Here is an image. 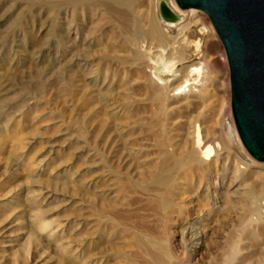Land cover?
Returning a JSON list of instances; mask_svg holds the SVG:
<instances>
[{"label": "rangeland", "instance_id": "rangeland-1", "mask_svg": "<svg viewBox=\"0 0 264 264\" xmlns=\"http://www.w3.org/2000/svg\"><path fill=\"white\" fill-rule=\"evenodd\" d=\"M59 2L0 0V204L19 196L15 200L19 203L18 206L16 203H6L5 207L0 205V257L3 256L4 264H12V255L23 249L25 231L29 227L27 213L30 210L39 211L46 219L61 222L63 229H70V235L76 234L77 237L81 232L82 245L88 241L86 237L91 230L88 226L92 216H96L93 215L96 210L111 216L110 218L118 222L116 229L123 230V233L131 228L143 231V227H153L155 230L159 223L156 221L159 213L154 209L151 193L143 191L139 186V171L136 170L143 168L140 161L144 157L139 152L132 159L126 155V151L134 153L130 148H150L152 131L156 130L149 84L137 75V66L124 48L128 45V34L121 33L117 21L91 2L88 3L90 10L80 8L75 15L65 5L58 7ZM143 3L145 7L142 9L152 8L153 13V0H143ZM194 19H199V23L206 27H212L208 16L201 10L197 11ZM15 20H18L19 27L11 29ZM60 31L64 42L61 48L58 46ZM176 32L177 30L173 35ZM207 37H210L207 42L213 43L214 48L209 50V44L204 48L210 57L215 56L218 64L214 69L211 99L216 96L218 99L220 95L224 102L229 100L231 105L229 67L223 58L224 47L216 33L214 37ZM128 47L129 51H133L134 46ZM214 100H211L212 109L216 103ZM181 110H184L183 107ZM106 114L109 117L104 116ZM230 115L233 120L232 111ZM121 141L122 144H119ZM123 143L122 150L124 149L125 155L121 154V157L124 156L126 168L121 167L123 171L120 170V174L124 173V176L120 175L117 181L105 184L99 178V153L96 161L99 164L94 168L89 164L90 148L95 147L99 152H106L110 148L112 150L122 147ZM125 145H129L127 149ZM137 145L140 147L137 148ZM236 152L243 163H260L248 154L244 146L237 147ZM135 162L136 165H133ZM28 165H33L37 173L30 174ZM92 171H96V174ZM33 179L39 181L34 182ZM256 179L253 178L252 181L254 188L260 190L262 177ZM119 181L122 183L121 190L126 192L110 193L108 187H117ZM141 182L142 185H148L147 182ZM30 190L39 194L38 202L31 207L24 202ZM131 190L135 192L132 193ZM232 190L225 180L214 176L211 181V198L208 202H203V209H208L205 213L221 209L222 213L216 217V221L208 224L220 228L222 234L238 223V213L246 208V197L232 193ZM236 195L238 196L234 197ZM226 196H230L234 207L228 206ZM181 197H178L179 201L184 198ZM186 197L183 202L185 201L186 214L189 216L187 219H195L199 212L198 196L192 192ZM108 224H104L106 235L98 240L97 245L106 247L118 242L114 246H123L126 237L120 234L112 237L110 233H115V229L112 223ZM178 229L177 226H172L169 231H172L171 238L174 243L178 242ZM258 236V246L264 248V229ZM110 238L114 241H108ZM213 239L222 238L214 236ZM127 242L130 243L131 240L127 239ZM254 248L250 247L251 250ZM204 250L205 247L201 246L193 262L197 261ZM256 256L259 257V254ZM56 257L57 253L50 247L45 252L41 250V253L36 250L27 264H55Z\"/></svg>", "mask_w": 264, "mask_h": 264}, {"label": "bare ground", "instance_id": "bare-ground-1", "mask_svg": "<svg viewBox=\"0 0 264 264\" xmlns=\"http://www.w3.org/2000/svg\"><path fill=\"white\" fill-rule=\"evenodd\" d=\"M59 1L58 7L65 5L71 9L73 15L80 8L90 10L88 3L91 2L97 8H102L108 17L117 21L121 33L128 34V36L126 35L128 45L124 48L137 66V75H140L149 84L151 111L156 117L154 122L156 130L152 131L150 148H145V146L139 150L130 148L129 150H134V153L126 151V155L132 159L139 152L144 157V160L140 161L143 168L139 167L140 170H136L139 171V173L137 172L140 179L139 186L143 188V191L151 193V200L155 204L154 209L159 213L158 218L156 217V221L159 223L156 222L155 230L153 227H151L152 230L143 227V231L131 228L127 233H123V230L116 229L118 222L110 218L111 216L96 210L93 213L96 216H92L93 219L88 226L91 229L86 237L88 241L82 245L81 232L77 234V237L76 234L70 235V229H63L64 225L61 222L46 219L39 211L30 210L27 213L30 229L28 227V230L25 231L23 249L20 253L12 255L11 263L27 264L36 250L41 253V250L45 252L50 247L57 253L55 264H264V248L259 247L257 241L258 233L264 229V162L248 164L238 158L236 148H243L244 145L235 122H233L234 118L232 120L230 117V111H232V109L230 110V101L224 102V98L222 99L220 95L218 99H216L217 96L211 99L213 95L212 82L215 78L214 69L218 64L215 56L210 57L204 47L209 44L207 41L210 37L207 36H215L216 31L213 25L212 28L199 23V19H194L198 10L181 9L175 0L163 1L177 15L176 20L162 18L159 10L161 0H153V13L152 8L151 10L142 9L143 0ZM18 27V20L13 21L11 29ZM176 30L177 32L173 35ZM63 43L60 31L58 46L61 48ZM129 45L134 46L133 51H129ZM210 48H214L213 43L209 44V50ZM223 58L227 61L226 53L223 54ZM215 95L217 94L215 93ZM211 100L216 102H214L213 109L210 108ZM181 107L184 110H181ZM226 119L229 121L227 122ZM117 122L115 121V123ZM129 122L133 124L132 121ZM111 132L109 133L112 134ZM108 137L109 135H107V139H109ZM122 141L119 144H122ZM123 142L125 143V140ZM124 143L122 147L119 145L121 148L108 150L107 147L106 152H99L95 147L90 148L89 164L94 168L99 164L96 161L100 156L99 178L105 184L117 181L120 175L124 176V173L120 174L122 173L120 172L121 167H124V156L121 157V154L125 155L124 149L122 150ZM115 161L118 162L115 163ZM133 165H136V162ZM28 166L30 174L37 173V169L33 165ZM92 173L96 174V171H92ZM214 176L219 180H225L233 189L232 193L246 197L244 200L246 208L238 213V223L233 224V228L224 234L221 233L220 228L209 225L214 220L216 221V217L222 213L221 209L217 208L218 210H210L207 213L205 211L208 209H203V202H208L211 198V181ZM259 177H262L260 190L255 189L252 182L253 178L257 180L256 178ZM141 180L147 182L148 185H142ZM33 181L38 182L39 180L33 179ZM138 182L139 180L137 184ZM121 184L119 181L115 188L106 186L110 189V193L116 191L117 194H122ZM192 192L198 196L199 212L197 218L187 219L189 216L186 214L187 208L184 206L183 199H186L187 194ZM179 196H184V198L179 201ZM17 197L19 196L12 197L13 199H8L0 205L5 207L6 203H16L15 205L18 206L19 203L15 201L18 199ZM226 197L228 206L234 207L230 196ZM38 199V192L30 190L29 196L26 195L24 202L31 207L33 203L38 202ZM108 223H112L115 229V233H110L112 237L116 234L126 237L123 246H114L119 244L118 242L106 247L97 245L98 240L105 237L103 226ZM172 226L179 228L176 233L179 237L177 243H174L171 238L172 231L169 232ZM214 236L222 239H213ZM83 239L85 238L83 237ZM127 239H130L131 242L128 243ZM108 241H114V239L110 238ZM201 246H204L205 250L201 252L197 261L193 262ZM251 246L256 249L251 250ZM258 254L259 257L256 256ZM0 264H4L3 256L0 257Z\"/></svg>", "mask_w": 264, "mask_h": 264}, {"label": "water", "instance_id": "water-1", "mask_svg": "<svg viewBox=\"0 0 264 264\" xmlns=\"http://www.w3.org/2000/svg\"><path fill=\"white\" fill-rule=\"evenodd\" d=\"M181 9L203 11L226 53L230 72L231 109L248 153L264 162V0H175ZM163 19L177 15L163 0Z\"/></svg>", "mask_w": 264, "mask_h": 264}]
</instances>
